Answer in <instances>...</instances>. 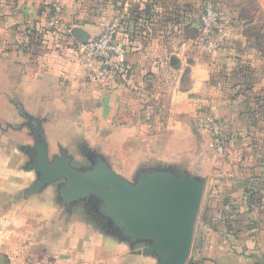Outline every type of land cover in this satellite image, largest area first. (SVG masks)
I'll list each match as a JSON object with an SVG mask.
<instances>
[{"label": "crops", "instance_id": "0c3cea01", "mask_svg": "<svg viewBox=\"0 0 264 264\" xmlns=\"http://www.w3.org/2000/svg\"><path fill=\"white\" fill-rule=\"evenodd\" d=\"M130 1L127 11L131 12ZM47 4L59 7L57 19H60L62 32L47 48L37 49L34 54V51L21 48L22 31L36 22H46L44 7ZM81 6L78 0H0V123L3 127L7 123L22 122L15 103L35 116L48 117L46 132L51 145L47 127L53 117L63 121L80 120L83 126L91 128L92 137L99 136L103 127L133 125L131 131L110 129L104 140L97 137L98 146H93L100 149L114 169L126 177L129 173L133 176L141 165L153 158L165 159L162 155L169 154L171 147H182V141H191V136L196 135L190 134L189 126L196 122L193 114L200 105L209 110L206 116L224 118L225 134L229 137L235 140L243 134L239 132L241 124L238 119H242L240 115L245 113L246 103L241 101L230 106L227 96L221 97L220 94L223 89H227V93L234 91L229 86L237 67H244L241 62L247 67L252 66L256 76L263 79L264 61L254 55L246 40L238 34L239 22L235 18L223 49L210 52L207 47L194 45L189 35L185 34L183 39L176 33L172 19L164 28L163 15L157 17L159 21L150 23L153 34L137 37L136 26L143 24L141 19L139 23L135 22L130 14L122 42L128 50L127 73L92 81L91 68L79 59L82 44L65 35L73 23L72 15L74 19L81 16ZM155 7L156 11L162 12L161 6ZM173 10L171 8L168 12L171 16ZM74 28H81L92 37L88 28L73 25L70 29ZM146 75L155 87L143 100ZM254 91L261 92L258 84ZM140 101L151 103L149 110L154 111V115L144 117L141 110L145 102ZM157 109L173 112L166 117L164 124L161 122L169 126L166 132L144 128L158 124L155 118ZM87 110L91 112L87 113ZM254 123L258 134H255V140H259V126H262L264 136V118L255 119ZM12 133L24 140L12 139ZM6 137L17 151L18 144L32 143L26 131L10 129L5 132L0 129V138ZM165 139L169 141L168 147L161 144ZM204 158L205 155L187 168L205 177L207 184L214 183L213 168L204 166ZM17 170L0 153V262L4 257L6 264H114L120 256L124 264H156L152 258L124 251L123 244L99 235L74 216L68 217L57 207L48 191L21 200L16 198L14 204L10 200L12 205H7V198L3 197L8 187L13 189V184L18 182L21 170ZM21 174L25 178L33 173L21 171ZM260 237L263 255L255 253V248L249 254L235 244L236 235L205 229L195 256L190 254L189 259L194 261L189 260L188 264H264V231Z\"/></svg>", "mask_w": 264, "mask_h": 264}, {"label": "rangeland", "instance_id": "374dc122", "mask_svg": "<svg viewBox=\"0 0 264 264\" xmlns=\"http://www.w3.org/2000/svg\"><path fill=\"white\" fill-rule=\"evenodd\" d=\"M78 1L82 3V14H80L81 16L78 19H74V15H72L73 23H70V26L65 31V35L69 38L73 37V29H70L73 25L88 28L92 33V40L97 39L107 27L115 25L117 41L122 44L123 37L126 33L125 24L128 22L127 19L130 14L133 15L135 20L138 18L141 19L140 22H142L143 26H136V36L144 38L154 33L150 23H155L154 20L159 21L157 17L163 15L162 21L164 28L169 26L170 20L172 19V24L177 29L176 33L178 32L183 39L186 37L185 34L189 35L194 45L207 47L210 52H218L223 49L229 37L230 25H232L235 18L239 22L238 34L246 40L248 47L254 55L264 61V0H131V12L127 11L129 8V0ZM211 3L217 10H222L225 13L222 21H220L224 26V31L223 33L212 36L209 42H203L201 39L203 28L202 12ZM49 5V8H51L50 11L52 10L49 12L51 15L49 17V24L57 28L56 35H58L62 32L60 29V19H57L60 9L57 5ZM155 6H161L162 12L156 11ZM171 8L174 9L173 16L168 13ZM228 10H231V14H228ZM233 10L236 11L234 14L232 13ZM56 12H58V15H54ZM148 27L151 30H148ZM79 59H81L80 56ZM241 64L244 67H237L236 76L229 86L234 91L227 93L228 90L223 89L220 96H227L229 100L228 105L230 106L241 101L246 103L245 113L240 115L242 119H238V124H241V126H238L239 132L243 134L239 135L235 140L229 137V134H225L226 125L224 124V118L206 116L209 110L204 108L203 105H200L193 114L196 122H194L192 127L189 126L190 134L196 136H191L192 140L189 142L182 141L180 143L182 147H171L168 150L169 154L162 155L165 159L156 157L147 163H175L182 167H187V165L198 163L201 161L202 156L205 155L203 161L204 166L207 165L213 168L215 182L213 183L212 181L206 186L191 250L193 251L191 252L193 257L195 256V251L201 245L200 239L205 229L221 230L227 234L236 235L235 244L240 249L243 247L244 252L246 251L251 254L255 251V253L263 255L260 250L263 246L260 236L264 231V136H262L263 132H261L263 129L262 126H259V140H255L257 131L254 128L257 126L254 122L255 119L260 118L261 120L264 118V78L261 79L259 75L256 76L252 66L247 67V64L245 65L244 62H241ZM145 84L147 88L151 86V89H154L155 87V83L148 75H146ZM256 84L261 88V92L259 93L254 91ZM142 95L141 98L146 100L147 94ZM142 102H145L143 105L145 107L142 106L143 109L141 110L142 115L145 114V117L154 115V111L152 113L149 110L152 104L146 101H140V103ZM86 112L90 113L91 110H87ZM170 114L172 115L173 112L157 109L155 118L159 121H157L158 124L149 125L148 127L144 126V128H154L158 129L159 132H166V128H169V126L163 124L167 121L165 119ZM53 118L52 123L47 127L53 145L52 153L58 151L56 145L61 143L77 155L73 142L86 140L88 143L93 144L92 146H98V142L96 141L97 137L101 141L104 140L110 132V129L122 128L131 131L135 127L133 125L103 127L100 130L99 136L92 137L91 128L83 126L80 120L63 121V119ZM10 137L12 139L18 138L24 140L20 136H15L14 133ZM8 138H0V153L3 155V159L12 163L13 168H18L17 171H20L21 166L26 161V157L16 149H13ZM243 138L245 139L243 140ZM92 140L95 141L92 142ZM168 142L165 139L161 144H167L168 147ZM254 146L258 148L256 149ZM239 152L241 153L240 156L236 155ZM172 153H175V155ZM77 157L78 162H81L78 155ZM21 171L19 172V179L16 180L18 182L13 184V189L8 187V190L5 192L6 194L3 199L7 198L5 200L7 205H12L9 204L10 200L13 204L16 198L21 200L23 198V189L35 179L34 173L24 178V176H21ZM131 177L132 174L129 173L127 178ZM223 185L225 187H222V190L214 191L216 186ZM47 193L50 197H53L51 190ZM230 207L233 209H230ZM219 212L224 213V215L218 220L217 215H220ZM73 216L74 219L81 221L78 213ZM210 217H216L217 219H210ZM123 247L122 249H125L124 251H129L126 245ZM252 248H255V250L253 251ZM189 260L194 261L193 258ZM124 263V260L120 256L114 261V264Z\"/></svg>", "mask_w": 264, "mask_h": 264}, {"label": "water", "instance_id": "95a60500", "mask_svg": "<svg viewBox=\"0 0 264 264\" xmlns=\"http://www.w3.org/2000/svg\"><path fill=\"white\" fill-rule=\"evenodd\" d=\"M73 37L87 45L92 37L81 28ZM22 122L0 123V129L26 130L31 144H18L26 157L22 171L35 179L23 189L24 198L49 190L68 217L81 221L100 235L126 245L134 255L156 264H188L207 179L175 163L141 165L131 178L118 173L110 159L86 140L73 142L78 157L68 147L52 145L46 132L48 117L35 116L15 103ZM0 264H6L2 257Z\"/></svg>", "mask_w": 264, "mask_h": 264}, {"label": "built area", "instance_id": "2783aa9c", "mask_svg": "<svg viewBox=\"0 0 264 264\" xmlns=\"http://www.w3.org/2000/svg\"><path fill=\"white\" fill-rule=\"evenodd\" d=\"M225 13L217 10L211 3L202 12L203 28L201 39L209 42V39L223 33L224 26L220 23ZM81 59L85 65L91 68V80L102 81L119 75L127 65V48L117 41L116 26L107 27L101 35L91 40L87 45H81Z\"/></svg>", "mask_w": 264, "mask_h": 264}, {"label": "trees", "instance_id": "16d2710c", "mask_svg": "<svg viewBox=\"0 0 264 264\" xmlns=\"http://www.w3.org/2000/svg\"><path fill=\"white\" fill-rule=\"evenodd\" d=\"M49 7H50L49 4L45 5V7H44L46 9V11H44V13H46V15H45L46 22H40V21L36 22L32 26H28L22 31L23 38H22V41L20 43V46L22 49H24L26 51H31V52L34 51V54H35L37 49L39 50L41 48H47L49 46V44L51 43V41L54 39V37L56 35L57 28L49 25V17H50L49 10L51 9ZM136 22L139 23V18L136 19ZM122 45H124V44H122ZM127 71H128V69L126 66L123 70H121L119 72V76L120 77L123 76L124 74L127 73ZM246 75H247V73H246ZM150 91H151V86H150V88L146 87V91H144V93H146L148 96V93ZM148 113H150V112H148ZM143 116L145 117V114H143ZM254 148L257 149L258 147L254 146ZM254 152H256V151H254ZM252 157H253V155H252ZM222 187L224 188L225 186L224 185L223 186H216V189L214 191L222 190ZM252 196H254V194H252ZM230 209H233V208L230 207ZM234 209H235V207H234ZM219 213H220V215L219 214L217 215L218 220L221 219L222 215H224V213L223 214L221 212H219ZM210 219L216 220L217 218L216 217H213V218L210 217ZM210 222H211V220H210Z\"/></svg>", "mask_w": 264, "mask_h": 264}]
</instances>
